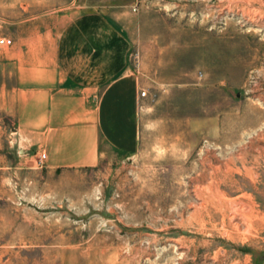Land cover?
<instances>
[{
  "label": "rangeland",
  "instance_id": "obj_1",
  "mask_svg": "<svg viewBox=\"0 0 264 264\" xmlns=\"http://www.w3.org/2000/svg\"><path fill=\"white\" fill-rule=\"evenodd\" d=\"M95 10L124 13L158 88L133 146L41 183L31 209L0 201V264H264V0H0V38L13 40L0 64L30 65L52 45L31 42L32 26ZM0 118L17 147L13 117ZM226 163L216 184L233 207L196 224L194 179Z\"/></svg>",
  "mask_w": 264,
  "mask_h": 264
},
{
  "label": "crops",
  "instance_id": "obj_2",
  "mask_svg": "<svg viewBox=\"0 0 264 264\" xmlns=\"http://www.w3.org/2000/svg\"><path fill=\"white\" fill-rule=\"evenodd\" d=\"M123 15L95 10L73 23L62 19L46 34L37 24L29 40L52 45L31 50L30 65L0 64V112L13 117L19 142L9 145V125L0 118V201L15 211L46 200L37 190L58 173L96 167L113 149L134 145L140 105L158 87L152 72L136 65ZM12 178L14 193H4Z\"/></svg>",
  "mask_w": 264,
  "mask_h": 264
},
{
  "label": "bare ground",
  "instance_id": "obj_3",
  "mask_svg": "<svg viewBox=\"0 0 264 264\" xmlns=\"http://www.w3.org/2000/svg\"><path fill=\"white\" fill-rule=\"evenodd\" d=\"M243 145V144H242ZM250 148V147H249ZM241 150V148H240ZM248 150V149H247ZM243 153V152H242ZM241 153V154H242ZM247 153V152H246ZM216 154V153H215ZM240 155V154H239ZM237 157V156H236ZM244 159V158H243ZM205 162V161H204ZM202 163V162H201ZM207 164V163H205ZM227 164V163H226ZM208 165V164H207ZM222 165V164H221ZM228 165V164H227ZM217 166V165H216ZM232 171V167L228 165V168L227 170H224L221 166H218V167H213L211 168V170L208 172L205 173V174H201V178L197 177L194 179L195 181V184H196V193H197V196L198 198H202L204 201L203 204H200V205H196L195 206V209L192 213H190V219L194 222L197 223H200L202 226H205V216H209L210 217V209L211 208H214V209H218V210H221L222 212L225 210V202L227 203V206L226 207H230L232 205L233 207V204H232V201H229L228 199H224V197L221 196L220 192H219V188H218V184H216L217 180H218V177L222 174H225V173H228ZM200 175V174H199ZM212 179L213 180V186H206L205 185V182L206 180L208 179ZM172 184V182H171ZM172 185H170L169 182H166L165 183V187H164V191H169L171 188ZM195 190V188H194ZM196 195V194H195ZM196 196V197H197ZM172 198V195L171 196H168V198ZM170 200V199H169ZM232 200V199H231ZM231 209V208H229ZM243 210V209H242ZM220 211V212H221ZM177 213V210L175 211ZM236 213H238V209L235 210ZM246 211H244L243 213H241L242 215H244L245 217H247V214L245 213ZM248 213V212H247ZM183 218V217H181ZM230 219V218H229ZM249 220V219H248ZM166 222V221H165ZM184 222V221H183ZM181 224V223H180ZM233 225V224H232ZM238 225V224H237ZM183 226V225H182ZM240 228V227H239ZM235 229V228H234ZM225 235V234H224ZM186 244V243H185ZM246 250V249H245Z\"/></svg>",
  "mask_w": 264,
  "mask_h": 264
},
{
  "label": "built area",
  "instance_id": "obj_4",
  "mask_svg": "<svg viewBox=\"0 0 264 264\" xmlns=\"http://www.w3.org/2000/svg\"><path fill=\"white\" fill-rule=\"evenodd\" d=\"M133 11L136 12L137 8L134 7ZM11 45H13L12 39L7 38V37L0 38V46L4 47V46H11ZM134 59H135L136 64H137V62H139V54L138 53H134ZM141 96H146V92L142 91ZM45 160H46V154L42 153L40 155V157L38 158V161H37L38 167L43 168Z\"/></svg>",
  "mask_w": 264,
  "mask_h": 264
}]
</instances>
